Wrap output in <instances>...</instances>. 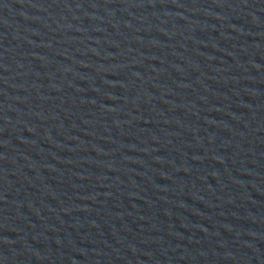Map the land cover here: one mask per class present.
I'll return each instance as SVG.
<instances>
[{"label":"water","instance_id":"obj_1","mask_svg":"<svg viewBox=\"0 0 264 264\" xmlns=\"http://www.w3.org/2000/svg\"><path fill=\"white\" fill-rule=\"evenodd\" d=\"M0 264H264V0H0Z\"/></svg>","mask_w":264,"mask_h":264}]
</instances>
